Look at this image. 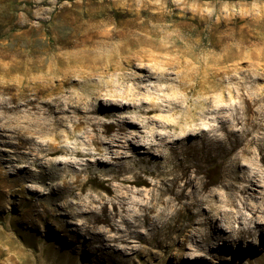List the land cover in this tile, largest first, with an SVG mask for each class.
Here are the masks:
<instances>
[{
	"label": "bare ground",
	"instance_id": "obj_1",
	"mask_svg": "<svg viewBox=\"0 0 264 264\" xmlns=\"http://www.w3.org/2000/svg\"><path fill=\"white\" fill-rule=\"evenodd\" d=\"M103 37L55 45L50 62L34 77L26 76L35 70L33 65H20L15 55L0 50V110L19 114L6 128L11 139L0 130V157L5 155L18 192L15 201L11 190H0V220L11 203L16 224L35 240L56 233L67 238L75 264L86 259L92 264H136L135 257L141 264H158L182 234V215L200 204L206 207L191 224L197 234L182 237L179 245L180 253L197 263L207 264L202 253L216 254L228 241L263 236L264 84L257 83L264 81L259 62L263 50L254 54L242 45L235 54L213 46L199 58L180 44L146 48L149 42L141 38ZM117 40L104 58L96 57L95 48ZM136 46L143 47L133 50ZM245 49L254 65L251 72H243L238 63L225 65ZM135 61L157 66L124 72ZM72 66L112 68L130 85L104 106L86 107L85 94L74 92ZM209 72L227 74L234 102L219 107L217 124L207 130L193 127L176 134L181 119H160L155 113H178L188 91L200 86ZM158 83L165 84L164 90L177 89L180 97L155 101L151 90H158ZM39 131L48 134L43 141L34 135ZM230 154L229 173L217 183L210 180L206 164ZM204 227L211 228L214 240L206 247ZM6 229L19 235L11 223Z\"/></svg>",
	"mask_w": 264,
	"mask_h": 264
},
{
	"label": "rangeland",
	"instance_id": "obj_2",
	"mask_svg": "<svg viewBox=\"0 0 264 264\" xmlns=\"http://www.w3.org/2000/svg\"><path fill=\"white\" fill-rule=\"evenodd\" d=\"M113 33L128 39L147 40L149 43L146 48H153L151 45L157 46L161 43L175 46L180 44L197 52L196 56L199 58H205L213 46L216 49H227L226 52L233 51L235 54L244 46L252 48L254 54H259L263 50L261 54L264 55V0H0V50L15 55L20 65H24V62H28L27 67L33 65L35 70L26 75L27 77H34L48 65L51 50L55 45L71 42L70 40L74 43L90 39L99 40ZM118 43L117 40L113 42V46L95 48L96 57L104 58V54L106 55L110 48ZM140 47L143 46L133 47V50ZM245 53L246 49L238 55L240 59L236 57L227 61L225 65L238 63L237 66L244 69L243 72L247 73L249 70L251 72L254 65L249 64ZM259 62L264 67V58ZM155 66L157 65H154L153 61L140 63L135 61L134 65L124 72L139 73L138 67L151 70V67ZM69 70L73 72L77 81L74 92L85 94L82 103L86 107L104 106L130 85V82L118 79L121 72L112 68L107 70L72 66ZM240 72L242 71H233L237 75ZM258 72L262 71L259 69ZM214 73L209 72L200 82V86L194 91H188L187 102L180 103L181 110L178 113L170 116L166 112H157L155 116L160 119L180 118V128L176 130V134H183L185 132L183 129L186 128L207 130L216 125L219 107L234 102V97L231 99L229 93L234 92V85L227 82V74ZM257 83L263 85L264 81L259 79ZM164 87L165 84L158 83V90H151L155 101H160L163 97L170 99L180 97L177 89L171 87L164 90ZM2 98L6 99L7 95L4 94ZM18 116L19 114L3 113L0 110V130L9 139L12 138V134L6 128L9 122L12 123ZM98 117L107 120L105 117ZM34 135L37 140L43 141L48 134L39 131ZM0 150L4 152L3 147H0ZM232 157L233 154H230L218 161L208 162L206 164L208 178L216 183L223 180L232 168ZM4 159L5 155L0 157V190L3 192L11 190L16 201L17 186L12 187L9 174L11 168ZM242 163L240 161L239 164ZM98 177L101 179L104 176ZM10 204H6L2 212L4 216L0 220V264L77 262L72 249L67 248L70 244L67 238H62L56 233L53 236H45L40 241L35 240L31 232L24 230V226L16 224L17 213ZM205 207V204L191 207L182 215L180 218L182 234L173 243L170 251L160 258L158 264H199L192 256L180 253L179 245L185 236H190L194 232L197 234V227L191 224L198 219V213ZM9 223L15 225L16 233L19 234L17 237L14 232L6 229ZM248 225L252 226V223ZM204 232L203 245L214 241L210 227H204ZM52 237L57 243L51 244ZM36 247H40L41 252ZM202 254L207 264H264V234L261 237L253 235L246 241H228L216 254ZM134 262L141 264L137 257L134 258ZM79 264L92 263L90 259H86Z\"/></svg>",
	"mask_w": 264,
	"mask_h": 264
}]
</instances>
